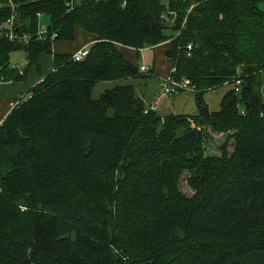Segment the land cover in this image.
Here are the masks:
<instances>
[{
	"label": "trees",
	"instance_id": "1",
	"mask_svg": "<svg viewBox=\"0 0 264 264\" xmlns=\"http://www.w3.org/2000/svg\"><path fill=\"white\" fill-rule=\"evenodd\" d=\"M261 1L0 0V81L46 75L0 126V264H264V224L232 240L214 238L224 233L211 225L264 217ZM12 16L18 35L29 36L23 73L11 64L17 42L5 27ZM43 18L45 40L38 37ZM78 30L92 43L83 60L72 59L78 50H54ZM149 47L162 48L172 75L196 86V114L146 112L131 84L93 98L98 82L146 77L126 51ZM238 77L241 92L230 88L211 111L205 93ZM210 132L227 135L220 156L206 153ZM69 151L81 171L97 176L81 180L79 170H68L43 178L44 166ZM120 165L149 219L127 236L136 243L117 242L113 251L97 211L62 192L82 188L88 200L106 202ZM184 172L196 190L191 197L180 189Z\"/></svg>",
	"mask_w": 264,
	"mask_h": 264
},
{
	"label": "rangeland",
	"instance_id": "2",
	"mask_svg": "<svg viewBox=\"0 0 264 264\" xmlns=\"http://www.w3.org/2000/svg\"><path fill=\"white\" fill-rule=\"evenodd\" d=\"M78 1V0H76ZM261 10L264 11V0L260 2L259 4ZM43 23L42 25H46L49 22L48 18L42 19ZM76 38L71 43H59L56 46L54 45V50L56 52H73L78 50L77 48L83 44L87 38L89 37L87 34L80 32L79 30L76 33ZM126 55L129 57V59L137 64L144 65L146 67H149L150 70L147 72H143L146 74V77H133V78H127L120 81H101L98 82L94 88L93 91V98L98 99L103 92H105L107 89H110L116 85L119 84H131L134 86V90L137 96L142 97V99L145 102L146 108H149L151 104H147V99L149 101H152L154 97H158L157 93L160 92V82L157 78L156 73H152V69L154 71H159L162 73L163 76H167L172 71V61L165 55L164 50L162 48L157 47H149L145 48L144 50H141L139 55L136 54L135 51L130 50L129 52L126 51ZM26 60V52L25 50H14L11 53V64L12 65H19L24 66ZM44 68H50L51 67V59L45 58L43 62ZM158 72V73H159ZM158 77L161 78L162 76ZM13 86L8 87L9 89H5L7 87L4 86V84H0V107L2 105V102H5V100L11 99L15 95V91L17 87H19V91L26 92L29 89V86L31 85V76H29V79L27 81H20V82H12ZM227 86V87H224ZM220 87L218 91H215L214 89L207 91L205 94V98L207 99V105L209 106L211 111L217 110L220 107L221 100L217 98V95L226 91L229 87L231 88V85H224ZM13 91H8L12 90ZM216 89V88H215ZM20 92L19 94H21ZM188 94L194 95L193 92H186ZM181 92V93H183ZM218 93V94H217ZM18 95V94H17ZM19 98L20 95L18 96ZM224 97V96H223ZM222 99V98H220ZM1 109V108H0ZM213 109V110H212ZM198 112V109H197ZM1 113V112H0ZM196 114V113H195ZM162 116H169V115H193L192 113H165L162 114ZM0 117L1 116L0 114ZM227 140L226 134H219L210 132L209 137L206 141V153L209 156H220L222 154L221 151V145ZM233 143L232 140L229 144V151L232 152L233 150ZM68 150H65L66 152ZM55 165H57L55 167ZM80 167L75 164V161L73 160L72 156H70V151L62 156L57 157L56 163L53 164H47L44 166L43 169V178H51L55 177L56 175L68 173V170L72 171H78L79 170V177L81 180H92L97 175L94 173H84V171H81L79 169ZM190 177L189 172H184L181 180H180V189L181 191L191 197L196 193V190L189 185L188 179ZM108 189V200L106 202L95 204L94 202L88 200L84 195L82 188H73L70 190H64L62 194L65 196H73V197H79L82 201L86 203L89 207L93 208L97 211L100 218V224H101V233L103 236H107L108 240L105 242V245H107L108 248L115 251V249L119 248V244H129L132 246L135 242L133 240L134 235L131 236V238H127L131 233L135 231V228H139V224L141 222H146V219H149V216L144 211L140 210V208L133 202L132 198V190H131V180L129 176L127 177V174L124 171L123 165L119 166L117 176L109 185H106ZM49 194L53 195L56 193V191L50 189ZM143 224V223H142ZM264 224V217H259V215L255 213H249L246 215L241 216L240 219H235L231 221H224L223 223H214L211 222V225L218 229L222 230L224 233V236H213L214 238H224V240H232L236 235H240L241 231L245 230L246 228L252 229V228H258ZM209 226L205 225L204 227H201V234L202 238H205L207 234H209ZM116 240V241H111ZM223 240V241H224ZM118 242V243H117ZM142 242H145L142 239ZM153 246H156L155 242ZM144 248V247H143Z\"/></svg>",
	"mask_w": 264,
	"mask_h": 264
},
{
	"label": "built area",
	"instance_id": "3",
	"mask_svg": "<svg viewBox=\"0 0 264 264\" xmlns=\"http://www.w3.org/2000/svg\"><path fill=\"white\" fill-rule=\"evenodd\" d=\"M6 36L11 40V41H15L17 43L21 42L23 44H27L29 43V36L27 34L23 35V36H19L16 29H15V22H14V16H12L6 23ZM48 34V27L46 25H40L39 28V32H38V37L39 39H46V36ZM55 35L52 37L54 38ZM90 45H86L83 48H81L80 50L76 51L73 55H72V59L75 61H81L83 60L89 53L90 51ZM188 48L191 50L192 49V45H188ZM28 64V60H25V64L24 66H19L16 64V67L20 70L21 73L24 72L25 67ZM142 72H147L150 70L149 67H146L144 65H141L140 67ZM175 71V69H173L171 71V73L167 76H162L160 78V92L158 94L159 97H164V96H174V95H178L179 93L186 91V92H197V88L195 85L191 84L190 80L187 78H176L172 75V73ZM42 81V80H41ZM40 81V82H41ZM3 80L1 79L0 83H2ZM244 79H242L241 77L236 78L235 80H233L231 83L230 82H226L225 84L231 85L232 89L234 90V92L236 94H238L239 92H241L243 86H244ZM25 100V98H23L22 100L18 101L14 108H16L17 106H19L20 103H22ZM157 109V104H151L149 106V108H146V112L150 111V110H156ZM2 122H0V126H1Z\"/></svg>",
	"mask_w": 264,
	"mask_h": 264
},
{
	"label": "crops",
	"instance_id": "4",
	"mask_svg": "<svg viewBox=\"0 0 264 264\" xmlns=\"http://www.w3.org/2000/svg\"><path fill=\"white\" fill-rule=\"evenodd\" d=\"M42 24H44V23L42 22ZM88 43H89V40H88V42L85 41L77 49L80 50L84 46L92 44V43H89V44ZM131 50L135 51L133 49H131ZM142 50H144V49H142ZM44 60H45V58H44ZM44 60H43V62H44ZM48 69L50 70V68H45V70H47V71H48ZM158 72L155 71V73L157 75V78L159 79V82H160V78L158 77V74H159V76H163V75H162L161 72H159V73ZM45 76L46 75H44L42 78L38 79L37 77H35V75H31V83H30L31 85L29 86L28 91H26L25 93L20 91L22 93L19 94L20 93V92H18L19 91V87H17V89L15 91V95L11 99L7 98L5 100V102H2V105L0 107L1 108L0 109L1 113L0 114L3 117H0V122H3V120L7 117V115L14 109V106H15V104L18 101L22 100L23 98L26 99V98H28L31 95V93L29 92L30 88L33 87L34 85H36L37 83H39L41 80H43V78ZM0 84H4V86L7 87L5 89H9L8 87H12L13 86L12 82H7V83L2 82ZM225 85H228V84H225ZM224 87H227V86H224ZM231 88H232V86H231ZM219 89H220V87H218V88H216L214 90L218 91ZM229 89H230V87L228 89H226V91H224V92H222L220 94L217 93L218 94L217 98L222 101V99H220V98H223V96L225 95V93ZM13 90L14 89L8 90V91H13ZM158 94H159V92L157 93V96H158ZM19 95H20L21 98L18 97ZM204 98H205V96H204ZM205 101H206V103H208L206 98H205ZM146 102H147V104H157V111L159 113H162V114L169 113V112H173V113L185 112V113H192V114L197 113V103H196V95L195 94L192 95V94H188V93L183 92V93H179L178 95H174V96H164V97H159L158 96L157 98L154 97V99H152V101H149L147 99Z\"/></svg>",
	"mask_w": 264,
	"mask_h": 264
},
{
	"label": "water",
	"instance_id": "5",
	"mask_svg": "<svg viewBox=\"0 0 264 264\" xmlns=\"http://www.w3.org/2000/svg\"><path fill=\"white\" fill-rule=\"evenodd\" d=\"M16 31H19V27L16 28ZM16 50H23L24 49V44L19 42L15 45Z\"/></svg>",
	"mask_w": 264,
	"mask_h": 264
}]
</instances>
